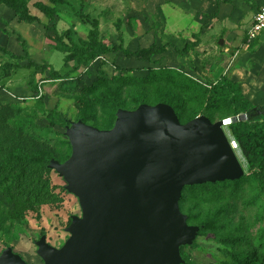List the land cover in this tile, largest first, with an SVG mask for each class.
<instances>
[{"label": "rangeland", "instance_id": "rangeland-1", "mask_svg": "<svg viewBox=\"0 0 264 264\" xmlns=\"http://www.w3.org/2000/svg\"><path fill=\"white\" fill-rule=\"evenodd\" d=\"M38 1L49 4L48 0L28 3L31 14L38 18L32 24L19 22L11 10L0 5V75L7 64L20 67L27 64V60L11 57V54L23 56L22 41L29 59L40 66L37 70H11L0 80V101L26 111L33 110L36 136L51 147L56 141L70 143L67 129L72 130L73 124L81 121L80 114L89 118L83 124L110 131L118 111L133 112L140 106L135 105V98L146 95L148 101L142 104H159L154 102L155 97L168 92V88L165 84L142 82V79H150L152 71L177 70L203 85H210L221 76H228L227 69L235 64L236 55L246 50L256 51V44H246V31L254 12L242 0H66V4L55 6L54 22L58 33L69 30L75 43L85 40L91 29L80 16L84 15L98 20L99 39L107 47L121 46L131 51L152 44L168 47L166 53L153 56L147 62L112 52L85 63L72 61L64 66L66 54L54 50L48 38L52 35L46 30L50 23L33 6ZM193 35H197V44L191 51L180 54L185 43H194ZM260 39L258 46L263 51L264 32ZM52 71L58 73L57 78L51 75ZM32 77L36 91L30 90ZM115 91L120 106L113 124L109 125V93ZM170 92L181 109L178 118L185 123L194 105L178 91ZM40 97L44 110L34 106ZM253 104L264 106L260 100ZM53 108L69 121L68 126L60 128L49 124L44 111ZM201 116L211 123L223 122V131L244 174L241 181H230L233 193L213 184L204 196L195 192L182 194L181 210L186 222L198 226L199 231L191 244L179 247V256L183 264H235L233 257L239 263L247 261L249 264L250 257L255 255L264 259V250L258 244L264 240V186L256 180L258 168H249L231 134L228 123L231 116L225 118L222 113L209 110L195 118ZM237 116L258 141L264 138V116L252 121L243 114ZM47 169L62 202L29 211L20 222L3 220L5 210L0 207V257L9 249L26 264H43L37 254L40 238L45 237V243L51 248H61L70 237L66 229L71 218L81 217L79 199L68 192L65 178L48 166ZM250 251L254 254L250 255Z\"/></svg>", "mask_w": 264, "mask_h": 264}, {"label": "water", "instance_id": "water-1", "mask_svg": "<svg viewBox=\"0 0 264 264\" xmlns=\"http://www.w3.org/2000/svg\"><path fill=\"white\" fill-rule=\"evenodd\" d=\"M237 122V115L228 118ZM66 134L70 157L48 168L65 178L82 215L71 218L61 248L40 238L43 264H183L179 247L199 231L180 210L183 189L244 174L222 121L181 123L165 103L118 111L110 131L79 121ZM0 264L26 263L8 249Z\"/></svg>", "mask_w": 264, "mask_h": 264}, {"label": "trees", "instance_id": "trees-1", "mask_svg": "<svg viewBox=\"0 0 264 264\" xmlns=\"http://www.w3.org/2000/svg\"><path fill=\"white\" fill-rule=\"evenodd\" d=\"M31 1L0 0V5L11 10L19 22L32 24L37 22L38 18L32 15L28 8V3ZM242 1L251 8L253 7V3L250 0ZM66 2V0H48L49 4L40 1L33 4L34 8L43 14L48 23H50V25H47L46 30L52 34L48 38L53 42V49L66 54L63 59L64 66H67L72 61L85 63L98 56L112 52H121L127 58L134 57L144 62L149 61L153 56L166 53L168 45L158 46L152 44L134 51L121 46L107 47L99 39L98 20L90 19L88 16L80 15V13L79 15L90 25L91 29L85 40H81L79 43L73 42L70 31L66 30L63 33H58L54 22L55 6L64 5ZM193 36L195 37L194 43H185L180 54L191 51L197 44V35ZM20 47L23 56L11 54V57L17 60H27V64L21 67L17 64H7L3 69V74L0 75V80L7 77L9 72L15 68H34V70L40 68L39 65L29 59L23 41ZM5 53L10 54L8 51H5ZM51 75L55 78L58 77L56 71H52ZM150 76V79H142V82H145L146 85L150 83L165 84L168 88V92L157 95L154 102L171 105L178 117L181 114V109L171 95L170 91L173 90L187 97L194 105L195 109L188 113L186 122L194 119L200 112L209 110L220 112L225 118L243 114L248 121L264 116V106L255 105L247 100L241 93L238 83L233 82L226 76H221L218 81L210 85H203L177 70L162 69L158 72L152 71ZM34 82V77H32L29 83L32 91H36ZM88 91L92 92L93 89ZM108 100L111 111L108 123L112 125L115 120V112L120 106L117 92L109 93ZM147 101L148 97L146 95L137 97L135 98V105L139 106ZM34 106L44 110L43 98L40 97L36 100ZM44 114L51 126L64 128L69 124V121L54 108L44 111ZM34 118L35 112L33 110L31 112L26 111V109L13 104H2L0 101V207L5 210L4 216H2L3 220L20 222L29 211H37L43 206H53L62 202V198L55 193V186L51 183L50 171L47 166L51 160L59 163L65 162L71 155V146L67 141L62 140L56 141L54 147H51L42 138L37 137L34 131L36 127L33 123ZM78 119L82 123H87L89 120L84 114H80ZM229 129L241 147L242 154L249 168L257 166L256 180L264 186V138L258 141L256 135L248 131L245 122L230 124ZM240 181L236 182V185ZM213 184L227 189L228 193L234 192L233 188L230 187V181ZM213 184L204 183L187 186L183 189L182 194L195 192L199 196H204L206 190L211 188ZM183 203L184 196L181 195L179 201L180 210ZM258 244L264 250V240ZM249 253L250 255L254 254L253 251ZM257 258L258 260L256 261ZM233 260L235 264H248L247 261L239 263L236 257H233ZM262 260H264L262 256L258 257L255 255L254 258L250 257L249 264H263Z\"/></svg>", "mask_w": 264, "mask_h": 264}, {"label": "crops", "instance_id": "crops-1", "mask_svg": "<svg viewBox=\"0 0 264 264\" xmlns=\"http://www.w3.org/2000/svg\"><path fill=\"white\" fill-rule=\"evenodd\" d=\"M250 2L253 3L252 9L255 13L258 5L261 3V0H250ZM253 15L250 19L247 31L252 23ZM247 31L246 44L247 46L256 44V51L254 53H250L246 50L244 53L236 55V62L235 64L233 63V67L227 69L226 74H228V76L226 77L233 82L238 83L241 93L251 103H255V101L260 100V103L264 104V56L261 57L264 50L261 51L258 46L261 40L260 36L254 42L250 43L247 40Z\"/></svg>", "mask_w": 264, "mask_h": 264}, {"label": "built area", "instance_id": "built-area-1", "mask_svg": "<svg viewBox=\"0 0 264 264\" xmlns=\"http://www.w3.org/2000/svg\"><path fill=\"white\" fill-rule=\"evenodd\" d=\"M262 32H264V0H261L253 15L252 23L247 31V40L250 43L254 42Z\"/></svg>", "mask_w": 264, "mask_h": 264}]
</instances>
